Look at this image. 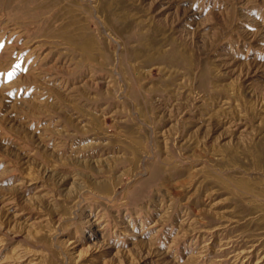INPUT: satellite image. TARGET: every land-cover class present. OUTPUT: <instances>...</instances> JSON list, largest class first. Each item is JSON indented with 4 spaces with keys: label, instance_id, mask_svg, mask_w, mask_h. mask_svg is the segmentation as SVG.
<instances>
[{
    "label": "rangeland",
    "instance_id": "374dc122",
    "mask_svg": "<svg viewBox=\"0 0 264 264\" xmlns=\"http://www.w3.org/2000/svg\"><path fill=\"white\" fill-rule=\"evenodd\" d=\"M0 264H264V0H0Z\"/></svg>",
    "mask_w": 264,
    "mask_h": 264
}]
</instances>
